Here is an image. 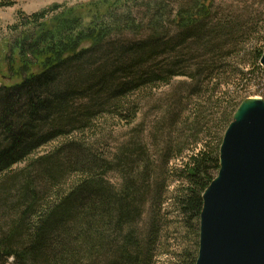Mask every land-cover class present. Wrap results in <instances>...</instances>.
<instances>
[{
    "label": "trees",
    "instance_id": "16d2710c",
    "mask_svg": "<svg viewBox=\"0 0 264 264\" xmlns=\"http://www.w3.org/2000/svg\"><path fill=\"white\" fill-rule=\"evenodd\" d=\"M216 1L100 0L88 21L59 5L18 16L8 29L7 76L0 82V264L150 263L158 227L152 216L141 237L140 225L146 207L159 206V187L145 144L136 135L107 157L76 136L139 86H130L129 76L194 80L219 70L230 35L214 23ZM137 36L131 47L129 38ZM181 45L196 54L195 63L174 60ZM136 48L171 60L154 71L141 63L136 69L143 58ZM263 53L264 46L254 49L252 60L264 78ZM192 66L194 75L177 73ZM239 104L221 112L218 145L204 143L179 168L184 187L173 203L189 240L171 264H195L201 196L218 172L219 146ZM57 138L60 145L37 154Z\"/></svg>",
    "mask_w": 264,
    "mask_h": 264
},
{
    "label": "rangeland",
    "instance_id": "374dc122",
    "mask_svg": "<svg viewBox=\"0 0 264 264\" xmlns=\"http://www.w3.org/2000/svg\"><path fill=\"white\" fill-rule=\"evenodd\" d=\"M99 1L0 0V82L7 76L5 58L10 38L8 29L17 23L19 15H30L59 5L60 11L72 9L88 21L96 10L93 5ZM213 19L214 23L219 22L221 28L230 35V47L222 54L224 57L219 70L205 72L199 77L195 76L194 80L189 76L177 75L158 81L147 74L140 82H136L137 79L129 76L128 82L132 83L129 85L139 86L132 90L128 88L118 107L114 105V110L102 112L92 118V128L85 134L76 136L85 137L93 151L104 153L107 157L114 154L118 146L132 142L136 135L145 144L153 161L152 170L159 187L156 198L159 206L155 203L150 208L149 204L140 225L141 237L146 236L152 216L158 227L156 241L152 239L155 242L148 250L149 264H171L173 257L181 255L187 239L189 240L185 222L173 203L175 190L184 187L183 181L178 178L179 168L204 143L213 148L218 145L222 136V130L218 128L222 111L227 108L230 111L236 103L246 98L264 99V78L256 70V66L253 67L252 60L254 49L264 46V0H217ZM138 38H129L131 47L138 45ZM179 48L184 49V46ZM136 51H140L139 56L143 55V58L138 57L133 63L136 69L141 63L145 70L154 71L157 64L167 65L171 60L158 56L159 50H156L159 51L158 54L151 55L149 50L141 51L136 48ZM143 52L146 54H142ZM155 55L158 57L153 61ZM195 55L184 49L182 55L174 60L179 63L189 61L190 65L195 63ZM194 70V66L186 67L177 73L194 75ZM119 77L120 81H124L123 75ZM69 81L68 78L64 83ZM162 107L169 112L163 113ZM61 142L62 139L57 138L36 153H47ZM211 173L216 176L215 170ZM107 177L111 183L116 184L118 181L113 173Z\"/></svg>",
    "mask_w": 264,
    "mask_h": 264
},
{
    "label": "water",
    "instance_id": "95a60500",
    "mask_svg": "<svg viewBox=\"0 0 264 264\" xmlns=\"http://www.w3.org/2000/svg\"><path fill=\"white\" fill-rule=\"evenodd\" d=\"M259 65L264 72V53ZM218 165L201 196L195 264H264V99L240 102Z\"/></svg>",
    "mask_w": 264,
    "mask_h": 264
}]
</instances>
